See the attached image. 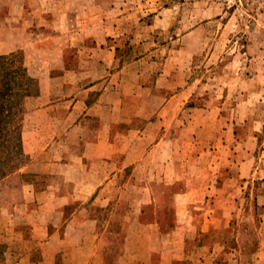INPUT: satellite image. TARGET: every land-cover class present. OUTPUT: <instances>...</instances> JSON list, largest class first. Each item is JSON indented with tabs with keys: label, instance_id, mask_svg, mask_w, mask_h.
Segmentation results:
<instances>
[{
	"label": "rangeland",
	"instance_id": "obj_1",
	"mask_svg": "<svg viewBox=\"0 0 264 264\" xmlns=\"http://www.w3.org/2000/svg\"><path fill=\"white\" fill-rule=\"evenodd\" d=\"M8 2L11 1L0 0V37L7 34L1 20L7 11ZM92 2L93 6L107 5L116 8L112 17L117 20V28L101 47L114 49L115 69L105 71L94 68L83 78L69 79L75 82L70 86L67 82L62 85L61 80L51 82L50 76L61 73L64 68H75L79 64H85L81 59L87 55L86 51L81 52V47L73 45L64 46L63 52L60 53L59 44H55L51 38L54 36L51 27L34 29L32 37L31 35L27 39L25 37L27 42L38 41L36 44L21 45L7 53L13 55V62L9 65L14 71L16 91L20 89L22 92L30 91L32 94L22 95L18 102L20 110L18 109L15 125L18 126L20 135L13 136L9 140V148L0 151L1 158L8 156L9 153L13 154L7 166L3 165L4 169L10 170L0 179L1 226L6 227L5 237L0 242V263L6 258L3 254L5 250L35 244L30 238V226L34 222V220L30 222V214L33 213L31 210H36V203L31 201L25 206L27 196L31 192L26 186L35 184L41 192L52 183H61L65 187L68 185L66 179L52 173L55 171L53 168H57L53 165V153L58 147L50 137L54 132L64 140L60 143L61 147L64 146L62 148L68 150L66 139L69 136L66 134V127H61L57 133L58 127L50 123L46 127L50 132L49 137L45 139L47 144H43V149L35 150L39 124L36 125L37 115L34 112L43 104L42 100L37 99L38 96L50 88L57 89L56 95L49 93L44 98L45 102L69 93L80 95L79 92L89 82L101 80V76L109 71L122 70L116 75L117 84L123 81V84L132 87L134 94L128 100L135 107L138 102L151 100L158 107L169 95L184 90V98H180L178 102L180 108L175 110L177 120H191L201 116L197 114L198 112L195 113V110L209 111L208 114H202V117H207L211 124L201 132L199 141L196 134L191 136L190 132L188 137L182 139H174L173 136L171 145L175 153L173 155L187 153L188 156L183 160V167L177 166L182 172L169 178V181H175L173 189L155 191L154 203L161 206L157 204L150 206L148 213L149 217L159 218L160 221L154 223L159 232H167L176 224L173 206L171 202H167L172 197V191L174 193L187 181L192 182L196 179V169L199 166V158L196 156L199 150L219 151L220 159H225L223 163H226L229 157L227 152L231 155L234 152L236 157H230L236 166L240 165L239 162L246 155L242 153L243 151L251 154V175L243 180L248 181V186L245 190L235 187L236 199L254 202L256 197L264 196L262 183L264 172L261 171L264 170V0H92ZM67 33L68 31H65V40L68 39ZM6 48L9 47L0 46V51ZM102 49L98 51L93 49L90 55L94 54L93 58L98 59ZM97 64L96 62V67ZM141 86L148 87L150 94L141 89ZM89 101H92V95ZM155 110L160 112L156 107ZM155 110L150 112L153 113ZM178 125L177 121L173 124L172 135L175 134ZM14 143L20 144L19 152L14 150ZM8 150L11 151L7 153ZM130 176L126 174L123 178L127 179ZM176 176L179 177L178 180H175ZM225 176L226 171H223V177ZM160 183L157 180L158 186ZM122 197L120 199L124 203L125 198L129 197V191L122 194ZM78 205L67 206L66 213L71 212L73 208H79ZM127 208L129 207L125 203L122 206L118 203L113 209L96 210L101 217L107 218V221H102L104 227H101L102 230L106 229L107 235H111L103 239L108 246V261L122 255L128 227L127 222L120 218L121 215L127 214L125 213ZM242 210L243 208L234 216L235 221L231 224L230 233L225 230L223 233V229L220 230L225 249L235 248L230 249L229 253L217 255V258L226 264H245L251 257L248 248H254L261 233L258 223L247 220L249 218L245 219ZM53 218L52 214L45 215L49 225L52 224ZM115 218L118 220L115 221ZM191 224L199 227L197 222ZM154 227L149 226L147 230L141 228L143 233L149 235L145 241L155 248L154 260L157 261L161 251L176 249L178 242L171 236L160 234L154 236L152 233ZM186 231H189L185 241L187 262L178 264H195L201 254L199 241L206 243L211 240L208 237L202 241L199 239V231L194 229ZM233 234L234 240H231ZM12 257L13 255L9 260L13 261Z\"/></svg>",
	"mask_w": 264,
	"mask_h": 264
},
{
	"label": "crops",
	"instance_id": "obj_2",
	"mask_svg": "<svg viewBox=\"0 0 264 264\" xmlns=\"http://www.w3.org/2000/svg\"><path fill=\"white\" fill-rule=\"evenodd\" d=\"M10 1L1 20L7 34L0 37V46L9 48L0 51V55L21 45L36 44L38 41L27 42L25 37L27 39L33 34L34 29L51 27L54 35L51 38L55 44H59L60 53L68 45L81 47V52H87L86 58L81 59L85 64L64 68L61 73L50 76L51 82L61 80L62 85L67 82L70 86L75 82L69 79L83 78L94 68L105 71L115 69L114 49L101 48L117 28V20L112 17L116 12L115 7L93 6L92 0ZM65 31H68L66 40ZM92 46L97 48H91ZM93 49H102L100 58L90 55ZM121 71H109L101 76V80H92L79 92L80 95L69 93L45 102L44 98L49 93L56 95L57 89L50 88L38 96L37 99L42 100L43 104L34 112L37 115L36 125L39 124L35 150H41L44 148L43 144H47L45 139L50 132L46 127L50 123L58 127L57 133L61 127H66V134L69 136L66 139L68 150L61 147L60 143L64 140L54 132L50 137L58 147L53 153V165L57 168L54 167L55 171L52 173L66 179L68 185L65 187L61 183H52L41 192L35 184L26 186L31 192L25 206L31 201L36 203V210H31L33 213L30 214V222L34 220L30 226V238L35 244L5 250L3 254L6 258L0 264L185 263V241L189 236V231L186 230L193 229L199 231V239L202 241L208 237L211 240L206 243L199 241L201 254L195 264H226L217 255L229 253L230 249L235 248L225 249L220 230L230 233L234 216L242 208L244 218L257 222L261 232L256 244L253 243L254 248H248L251 257L245 264H264V196L256 197L254 202L236 199L235 187L245 190L248 181L243 180L251 175L252 170L251 154L244 151L242 153L246 155L239 162L240 165L236 166L230 157H236L234 152L232 155L227 152L229 157L223 163L225 159H220L219 151L199 150L196 156L199 158L196 179L187 181L174 193L172 191L171 201L167 202H171L173 206L176 222L174 228L159 232L154 227V223L160 220L149 217L148 212L150 206L157 204L154 203L155 191L173 189L175 181H169V178L182 172L177 166L183 167V160L188 156L187 153L173 155V136L174 139H182L188 137L190 132L191 136L195 133L199 141L201 132L211 124L207 117H202V114H208L209 111L195 110L201 116L191 120H177L175 110L180 108L178 102L180 98H184V90L169 95L158 107L153 100L138 102L135 107L128 100L134 94L132 87L123 84V81L117 84L116 75ZM141 89L150 94L148 87L141 86ZM58 92L60 93V89ZM91 95L92 101H89ZM155 107L160 112H156ZM150 110L155 111L152 113ZM38 117L41 119H37ZM176 121L179 125L172 135ZM223 171H226L225 177ZM261 171L264 172L263 169ZM126 174L131 175L128 180L123 178ZM178 179L176 176L175 180ZM157 180L161 182L160 186L156 184ZM262 183L264 186V180ZM128 191L129 197L125 198L124 203L129 208L125 212L127 214L120 218L127 222L128 227L125 246L121 256L108 261V246L103 239L111 235H107L106 229L102 230L104 225L101 223L107 221V218L101 217L96 210L113 209L118 203L122 206L124 203L120 198ZM72 204H79V208L66 213L67 206ZM47 214L54 217L51 225L45 220ZM194 222L199 223V227L191 224ZM149 226L154 227V236H171L178 242L176 249L161 251L157 261L154 260L155 248L145 241L148 233L142 232V228L147 230ZM5 229V226H1L0 217V242L5 237ZM232 236L231 240H234L235 235ZM12 255L13 261L9 260Z\"/></svg>",
	"mask_w": 264,
	"mask_h": 264
},
{
	"label": "trees",
	"instance_id": "obj_3",
	"mask_svg": "<svg viewBox=\"0 0 264 264\" xmlns=\"http://www.w3.org/2000/svg\"><path fill=\"white\" fill-rule=\"evenodd\" d=\"M12 57V54L0 55V151L3 148H9V140L13 136L20 135L19 128L15 125L20 110L18 102L22 95L32 94L30 91L22 92L20 89L16 91L15 86L17 83L13 80L14 71L10 69L9 65L13 62ZM13 146L16 152L20 151L21 146L19 143H14ZM14 150L12 149V151ZM10 151L8 150L7 153ZM1 156L0 153V179L10 170V168L4 169L3 165L7 166L6 164L13 158V154L9 153L8 156L3 158Z\"/></svg>",
	"mask_w": 264,
	"mask_h": 264
}]
</instances>
